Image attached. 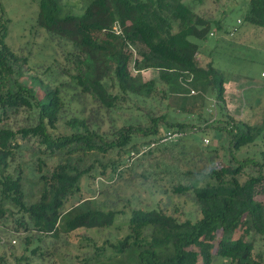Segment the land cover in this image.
Returning a JSON list of instances; mask_svg holds the SVG:
<instances>
[{
  "label": "trees",
  "instance_id": "trees-1",
  "mask_svg": "<svg viewBox=\"0 0 264 264\" xmlns=\"http://www.w3.org/2000/svg\"><path fill=\"white\" fill-rule=\"evenodd\" d=\"M207 1L89 0L76 12L41 0L38 30L67 48L66 65L42 77L8 45L0 16V223L23 235L21 261L55 264L86 230L109 235L78 264H264V159L237 156L264 141V125L230 115L235 74L202 62L204 43L229 33L224 17L200 12ZM242 19L264 30V0H249ZM178 130L183 139L141 155ZM198 133L213 143L190 141ZM126 169L159 184L151 203L108 188L84 195V179L118 182ZM0 264H10L1 253Z\"/></svg>",
  "mask_w": 264,
  "mask_h": 264
},
{
  "label": "rangeland",
  "instance_id": "rangeland-1",
  "mask_svg": "<svg viewBox=\"0 0 264 264\" xmlns=\"http://www.w3.org/2000/svg\"><path fill=\"white\" fill-rule=\"evenodd\" d=\"M88 1L65 0V4L72 10L79 12ZM40 2L41 0H0V16L4 17V21H8V45L14 52L30 59V75L42 77L46 68L53 65H66L67 48L58 43L49 42L47 33L38 30L37 19ZM248 2L249 0H208L207 4L201 8V13H206L215 20L224 17L229 30V33L226 34L215 33L208 42L204 43V47H206L202 55V62L207 63L215 60L220 68L222 67L221 63H223L224 69L235 74L233 82L226 85L228 112L233 118L245 120L253 126L262 127L264 125V30L244 24L242 13L245 12ZM216 40H218L217 43ZM144 77L146 80H150L157 77V72H144ZM25 82L32 85L28 78ZM208 101L210 113L216 115L215 99L209 97ZM76 107L78 106H73V109ZM183 118L181 117L182 120ZM205 138L213 143L212 137H203L201 133L193 135L190 141L200 143L203 140L205 147ZM261 153H264V141L242 149L237 153V156L242 157L249 154L262 160L264 155ZM21 160L23 168H25V161L31 162L30 157ZM140 175L141 170L137 173H131L129 169H126L122 180L118 182L106 178H97L95 181L90 180L88 182L84 179L82 190L87 197L91 196L90 190L104 191L107 188L110 192L116 190L122 195L128 197L134 195L140 198V206H143L152 202L151 192H156L159 184H152V181L146 182ZM148 187L150 188L148 189ZM29 192L31 193L29 200L36 202L38 189L29 188ZM259 198L264 201V194L260 195ZM96 199L101 200L99 197ZM9 226L12 229L14 223ZM108 235L109 231L103 233L86 230L77 231L69 237L70 246L62 250L55 264H78V260L83 258L84 252L91 250V246L95 243L101 245ZM21 238L23 235L15 236V233L9 232L0 223V253L7 257L10 264H27L26 261L20 260L24 256V249L20 245ZM8 242L9 244H7ZM257 244L258 248L260 247L264 251V240L258 238ZM30 264L39 263L32 262Z\"/></svg>",
  "mask_w": 264,
  "mask_h": 264
},
{
  "label": "built area",
  "instance_id": "built-area-1",
  "mask_svg": "<svg viewBox=\"0 0 264 264\" xmlns=\"http://www.w3.org/2000/svg\"><path fill=\"white\" fill-rule=\"evenodd\" d=\"M114 31L117 33V34H120V29L118 26H116L114 28ZM264 76V74H263ZM197 92L195 90H191V95L194 96L196 95ZM186 136V133H184L183 131H169V132H166L165 134H163L160 138V140L156 143H152L150 145H147L146 147L143 148L142 152H141V155L148 152L149 150L151 149H154L156 148L159 144H168V143H176L178 142L180 139H183L184 137ZM204 142H205V145H209L210 143V140L205 138L204 139ZM134 156V154H133Z\"/></svg>",
  "mask_w": 264,
  "mask_h": 264
}]
</instances>
